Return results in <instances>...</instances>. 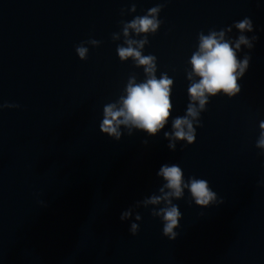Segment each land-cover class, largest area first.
I'll return each instance as SVG.
<instances>
[{
	"label": "water",
	"instance_id": "water-1",
	"mask_svg": "<svg viewBox=\"0 0 264 264\" xmlns=\"http://www.w3.org/2000/svg\"><path fill=\"white\" fill-rule=\"evenodd\" d=\"M158 5L156 32L130 29L128 38L147 36L142 55L156 57L158 79L173 80L171 115L155 136L122 126L116 141L100 132L103 108L126 96L130 77L146 79L143 66L118 56L123 25ZM245 17L254 30L244 35L258 39L237 51L238 60L251 56L240 93L209 96L196 140L170 149L164 133L185 115L188 87L199 80L188 79L198 34L223 30L235 47L241 33L232 25ZM90 39L100 44L85 43L81 60L75 49ZM0 103L20 106L0 110V264H264V154L255 146L264 0H0ZM164 164L180 166L186 181L206 179L224 200L200 208L185 189L174 200L182 213L174 241L152 217L155 206L136 209L141 221L120 220L158 193Z\"/></svg>",
	"mask_w": 264,
	"mask_h": 264
},
{
	"label": "clouds",
	"instance_id": "clouds-1",
	"mask_svg": "<svg viewBox=\"0 0 264 264\" xmlns=\"http://www.w3.org/2000/svg\"><path fill=\"white\" fill-rule=\"evenodd\" d=\"M161 9L162 5L152 7L147 14L136 16L123 25V35L126 37L124 43L127 46H117L118 56L121 61L131 57L136 67L143 66L146 79L137 83L134 76L130 77L125 89L126 96H121L116 103H109L103 108V120L99 125L100 132L116 141H119L123 135L122 126L127 129L128 135H132L133 129H138L150 136H155L165 127L171 115L170 92L173 80L166 73H162L158 79L156 77V57L142 55L141 49L148 43L147 36L140 40L128 38L130 29L136 35L155 33L162 23L157 19V14ZM133 10H135V5H133ZM232 27L241 33L235 41V47L231 42L225 41L223 30L219 32L210 30L208 35H204L203 32L198 34V51L191 56L192 72L188 74V79L192 80V76L195 75L199 77V80L193 81L188 87L189 103L185 115L173 119V131L164 133L170 141L168 147L172 150L176 148V141H187L191 145L196 140L194 122L197 126H202L199 116L202 111H206L205 106L209 103V96H216L222 92L232 98L241 91L238 79H242L246 74L251 56L246 53L242 61L238 60L237 51L241 49V45L251 50L254 47L253 42L258 37L253 35L249 38L244 35L245 32L254 30L250 18L245 17L235 22ZM231 30V27L227 29V31ZM116 38L118 37L113 34V39ZM85 43L96 46L100 44V41L90 39L78 45L75 50L81 60L87 59L88 56L89 50L84 46ZM18 107H20L18 104L0 103V110ZM259 127L261 131L255 146L264 154V121L260 122ZM157 176L162 177L164 181L158 193L138 200L124 210L120 216L121 221L133 220V216L134 221H141L142 216L136 209L155 206L151 207L152 217L161 221L162 235L174 241L179 235L177 229L182 219L180 208L174 200L183 199L185 189L190 194L189 204L194 201L195 205L200 208L224 203L206 179L190 176L186 181L182 168L176 164L162 165ZM261 184L264 185V181ZM129 231L135 236L139 232V224L132 222Z\"/></svg>",
	"mask_w": 264,
	"mask_h": 264
}]
</instances>
